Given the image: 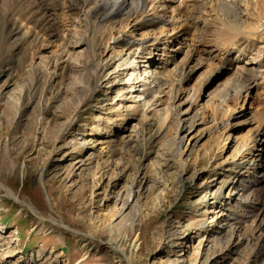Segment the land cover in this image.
<instances>
[{
	"label": "rangeland",
	"instance_id": "374dc122",
	"mask_svg": "<svg viewBox=\"0 0 264 264\" xmlns=\"http://www.w3.org/2000/svg\"><path fill=\"white\" fill-rule=\"evenodd\" d=\"M10 1L0 0V18L16 20L6 45L0 37V183L16 199L0 188V264H264L262 27L240 58L224 55L229 20L217 0H146L140 17L106 24L84 19L98 0L34 1L60 38ZM245 2L242 27L264 23V0ZM157 15L171 23L142 24ZM143 61L167 82L145 100ZM237 64L239 96L225 92ZM181 138V156L165 151ZM131 186L138 211L119 241L124 258L107 229L131 213Z\"/></svg>",
	"mask_w": 264,
	"mask_h": 264
},
{
	"label": "bare ground",
	"instance_id": "6f19581e",
	"mask_svg": "<svg viewBox=\"0 0 264 264\" xmlns=\"http://www.w3.org/2000/svg\"><path fill=\"white\" fill-rule=\"evenodd\" d=\"M8 1H10V0H8ZM12 1H13V4L15 5V7L18 8L16 13L19 12L21 7H24L23 3H25L26 7H25L24 12L26 13V16L29 15V17H27L26 20H28V22L30 23L31 20H29V18L34 16L32 22H33V25L37 27V29H40V31H42L43 33H48V35H51L52 38L53 37L60 38V35H58V33L56 31H53L50 29L53 26V24L55 23L54 21H53L54 23L51 22L52 18L48 19V22L45 20L46 18L49 17L50 10L46 9L40 5L34 4V1L36 2L38 0H12ZM245 1L246 0H217L215 3L216 8L219 9L220 11H222L227 16V18L229 20L228 21L229 24L227 23V25L224 27L225 28L224 30H226V34H228V36H231V37L229 40L224 41V42H223V40H220V42L222 41L224 46H226V50H225L226 54H224V55H227L228 51H230L229 48H231L234 50V52H237L238 56L241 58V55H242L241 53H244L245 51H247V49L250 50V48L252 47L255 32L258 30V28L262 27V29L264 30V23H261V22H260L261 24L257 25L256 27H250V26L248 27L247 25L246 26L248 28H246V29H244L242 27L244 24V23H242V19H244V17H246L245 13L247 12V4ZM10 2H8L9 6L11 5ZM6 6H7V4H6ZM146 6H147L146 0H113L111 2H108L107 0H98L97 3L93 6L92 13L90 15L89 14L84 15V17H85L84 19L86 20V23L88 24V22L90 21L91 18H94V19L101 18L100 24H103V23L106 24L107 22H109V21H111L117 17H122L124 19L130 18V16H132V15H135L136 17H140L143 13L146 12L145 11ZM7 9H8V7H7ZM68 9L70 11H76L78 9V5L69 4ZM32 10H34V11H32ZM8 19H10V18H8ZM8 19H7V17H5L3 15V19H1V21H0V37L2 38V43L4 42L3 45L4 44L6 45V36H5L6 29L5 28H6L7 23H9V21H12V23H14L16 21V20H14V16L12 17V19H10V20H8ZM30 19H32V18H30ZM142 20H143L142 24H144V25L145 24L155 25L157 22H160L163 25L171 23V21L163 18L161 15H157L156 17L149 18L148 20H145V18ZM41 21H44V23H41ZM32 22H31V24H32ZM243 22H245V21L243 20ZM20 28H21V26H19V28H17L16 30L20 31ZM20 36L21 37H19V38L18 37L15 38V41L12 44H10L11 48H16L20 44H23L22 42L27 41L28 35L26 32L22 33ZM35 38H38L37 35H35ZM34 41H35V39H34ZM156 41H157V39L154 38V39L148 40L147 42H149L150 46H155ZM123 43L125 46L128 45L129 47L135 46L134 44L139 43V45L136 47L138 49L140 47L142 48V45H140V42L132 40L131 38H127V39L124 38ZM162 55H163V53H162ZM143 63H145V64H143V70H142L143 75H146V77L148 78L147 75L151 74V79L148 81L149 83L143 82V84H140L138 86V90L140 91V93H138L137 97H144V100H145L150 95L159 94L161 87L163 85H166L167 82L162 80V79L160 80V78L163 76V74L166 71L163 70L162 73L159 71L157 72L156 71L157 68H155V66L152 68L148 62L143 61ZM243 71H244V68L237 64V67L235 70V78L233 80L232 85H230L229 88L225 90L226 94L228 93V90H231V89L234 90V92H235V91H238V90L245 88V85H244L245 80L243 79L244 76H242ZM153 73H154V75H153ZM155 73L157 74V77L155 76ZM139 77H141V74ZM169 77L171 79H174V78H172L173 76L171 77V75ZM171 81H174V80H171ZM139 82L136 84H139ZM179 84H180V80H179ZM230 84H231V82H230ZM151 85H154V86L152 87ZM132 89L133 88H131V90ZM90 90H92V87ZM193 93H194V95H197L195 90H193ZM236 95L237 96L241 95V92L238 91V93H236ZM219 99H221V98H219ZM195 101H197V99H195ZM191 119H193V118H190V120L188 121L189 123L185 122L188 129H191L194 125V123L191 122ZM107 122H109V120H107ZM102 129L98 127V130H99L98 135L102 133ZM59 136H60V134L58 135V137L55 140H58ZM226 140H228V139H226ZM253 141H255V139H253ZM182 143H183V139L181 138V139H179V141L171 143L170 146H167L165 148V151H167L168 153L170 152L171 155H173L174 157L181 156L180 150H181ZM222 148H223V145L220 146V148H218V150H222ZM53 151H55V149H53ZM259 157L264 162V157L262 155L261 156L259 155ZM49 159L50 158L48 156L47 160H49ZM182 165H183V163H182ZM95 182L96 181H94V184H95ZM0 188H1V190L4 191V193H6L10 197L14 198V200L16 199V196L12 190L5 187L1 183H0ZM134 190L135 189L131 186V188L127 191V196L129 198H131V196L133 197V199L136 198V201H135L136 204H134L132 206L131 213L130 214L128 213L126 216H124L123 219H121V221L119 222V224H117L116 226H113V227H109L107 229L108 235L113 237L117 241L115 246L114 245L111 246L112 247L111 249H113V251L116 253L118 252L124 258H126L124 248L121 247V245L119 244V241H123L124 239H126V237L129 234L128 232L132 230L133 218H134V215L132 213H133V211L134 212L138 211L136 205L138 203L137 199H138L139 195H138V192H134ZM128 201L129 200L127 198L125 203L122 205L121 210H119L118 213H120V215H122L127 209H129L130 205H129ZM27 205H28V208L32 212L37 214V208L30 200H29V204H27ZM59 219L62 221L61 218H59ZM59 226L63 229L68 230L69 232L73 231L76 235L77 234L80 235V233L78 231L74 230L71 227H68L66 225H59ZM1 230H3V229L1 228ZM81 237L84 238L86 236L82 235ZM87 237H88V239H90V241L91 240L92 241L97 240L95 238V236L92 234H88Z\"/></svg>",
	"mask_w": 264,
	"mask_h": 264
}]
</instances>
